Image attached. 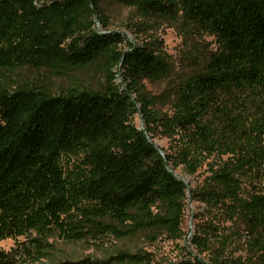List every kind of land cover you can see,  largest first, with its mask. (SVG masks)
I'll use <instances>...</instances> for the list:
<instances>
[{"label": "trees", "instance_id": "1", "mask_svg": "<svg viewBox=\"0 0 264 264\" xmlns=\"http://www.w3.org/2000/svg\"><path fill=\"white\" fill-rule=\"evenodd\" d=\"M118 1L147 17L174 12L162 0ZM100 2L0 0V77L6 82L0 85V238L35 233L31 246H41L50 235L78 241L140 231L176 236L180 230L188 186L174 174L173 156H163L130 122L139 111L130 91L120 93L112 83V68L123 58L132 78L129 90L139 92L151 132L161 116L142 82L168 76L170 67L147 46L123 51L119 32L101 35L84 21L97 13L109 27ZM179 2L211 23L223 41L201 70L171 90L190 147L182 162L192 175L200 156L232 148L244 153L241 166L253 169L264 161V147L249 145L264 128V0ZM94 64L105 77L100 88L58 94L38 84H15L9 73L28 67L67 73ZM72 155H83L76 170L65 167ZM230 177L225 170L214 179L226 183ZM237 211L236 234L263 248L264 261V194L250 195ZM15 254L0 251V264H18Z\"/></svg>", "mask_w": 264, "mask_h": 264}, {"label": "rangeland", "instance_id": "2", "mask_svg": "<svg viewBox=\"0 0 264 264\" xmlns=\"http://www.w3.org/2000/svg\"><path fill=\"white\" fill-rule=\"evenodd\" d=\"M44 1L36 0V4L41 5ZM162 1L172 3L174 12L147 17L139 15L134 6L118 0H101L109 27H105L102 16L97 13L88 15L84 21H92V27L101 35L119 32L122 41L118 45L123 51L147 46L170 67L168 76L142 82L143 93L156 98L154 109L161 116L151 126V132L146 129L140 111L139 92L129 90L132 78L127 66H123V58L112 68V83L120 93L130 91V98L139 110L130 117V122L147 134L163 156L165 153L173 156L174 174L188 186L178 234L171 236L164 232L153 237L150 231L129 236L109 233L78 241L50 235L41 246H31L30 238L38 235L35 233L0 238V251H19L15 254L18 264H179L195 259L206 264H264L259 259L263 248L248 246L245 239L236 234L239 228L236 225L237 207L252 194H264V161H258L253 169L252 165L242 167L240 160L244 153L220 148L200 156L195 174H189L182 162L190 147L178 127L177 118L182 108L171 90L201 70L213 54L222 50L223 41L212 24L194 13L190 6L175 3L176 0ZM75 37L76 34L66 38L62 46L68 48ZM9 73L15 84H38L56 94L73 87L98 89L105 82L99 64L67 73L30 67ZM4 80L0 77V85L6 83ZM249 145L264 147V128L251 138ZM82 156H70L65 160V167L76 170ZM225 170L232 172L231 180L226 183L216 181L215 174Z\"/></svg>", "mask_w": 264, "mask_h": 264}]
</instances>
